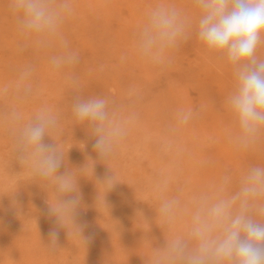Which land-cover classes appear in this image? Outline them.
Wrapping results in <instances>:
<instances>
[{
	"label": "rangeland",
	"instance_id": "obj_1",
	"mask_svg": "<svg viewBox=\"0 0 264 264\" xmlns=\"http://www.w3.org/2000/svg\"><path fill=\"white\" fill-rule=\"evenodd\" d=\"M7 4L0 0V264H144L152 246L188 228L187 218L171 227L161 223L155 188L161 174L173 178L166 195L187 202L194 193L214 190L225 175L229 192H235L251 167L264 166V136L246 150L234 145L238 125L226 100L235 77L226 59L197 38L194 0H73L74 11L62 26L66 47L58 42L50 48L21 35ZM160 4L181 10L192 27L169 60L153 64L136 54L134 43L148 13ZM63 51L76 53L78 62L53 71L50 58ZM257 55L264 59V43ZM28 66L34 69L35 95L23 108L24 122L41 107L58 116V129L44 143L63 151L57 174H78V190L70 195L78 198L75 224L86 244L68 236L50 214L51 190L21 165L15 136L3 119ZM76 96L107 98L119 114H137L104 161L94 148L97 137L74 121ZM181 109L192 110L194 118L172 133L175 146L165 155L161 139ZM113 175L118 183L103 203L101 183ZM53 229L59 233L55 250L48 247Z\"/></svg>",
	"mask_w": 264,
	"mask_h": 264
},
{
	"label": "clouds",
	"instance_id": "obj_2",
	"mask_svg": "<svg viewBox=\"0 0 264 264\" xmlns=\"http://www.w3.org/2000/svg\"><path fill=\"white\" fill-rule=\"evenodd\" d=\"M199 9L196 35L206 49L226 59L235 77L234 90L226 103L233 114L238 132L234 145L246 150L264 136V59L257 50L264 43V0H194ZM8 9L18 19L21 35L39 48L61 43L62 26L73 13V0H8ZM192 23L175 6L160 4L147 15L135 39L136 54L153 64H163L171 52L191 33ZM78 56L63 51L50 58L53 71L71 67ZM34 69L26 67L14 89V103L3 114L4 121L16 139V151L22 166L29 170L34 182L50 188V214L67 229L68 236L80 238L75 224L78 198L77 172L57 174L63 151L44 143V137L59 127V118L41 107L31 120L24 122L23 108L35 95L31 83ZM7 93V89H4ZM72 113L76 125H86L97 137L94 148L100 160L112 156L129 134L137 114L121 115L107 98L74 97ZM192 110H179L175 125L161 139V152H172V133L194 118ZM171 173L161 174L156 181L159 193L161 223L171 227L188 220V228L160 247H153L144 264H264V166L251 167L240 179L235 192H229V176L225 175L212 190L194 193L185 202L179 196H167ZM118 183L115 175L101 185L106 192ZM51 250L57 248L59 233H49ZM84 244L86 240L82 238Z\"/></svg>",
	"mask_w": 264,
	"mask_h": 264
},
{
	"label": "bare ground",
	"instance_id": "obj_3",
	"mask_svg": "<svg viewBox=\"0 0 264 264\" xmlns=\"http://www.w3.org/2000/svg\"><path fill=\"white\" fill-rule=\"evenodd\" d=\"M209 104H210V103H209ZM212 111H213V110H212ZM16 170H17V169H16ZM14 172H15V174H16V171H14ZM27 172H28V170H27ZM18 173H19V172H18ZM13 174H14V173H13ZM13 174H10V176L13 175ZM11 177L14 178L13 176H11ZM9 178H10V177H9ZM10 179H11V178H10ZM212 185H213V184H212ZM215 186H216V185H214V188H215ZM212 187H213V186H212ZM211 189H212V188H211ZM131 214H132V213H131ZM129 215H130V214H129ZM129 215H128V216H129ZM114 216H115V214H114ZM114 221H115V220H114ZM114 225H115V224H114ZM116 225H118V224L116 223Z\"/></svg>",
	"mask_w": 264,
	"mask_h": 264
}]
</instances>
